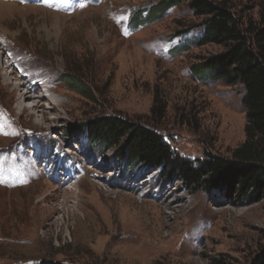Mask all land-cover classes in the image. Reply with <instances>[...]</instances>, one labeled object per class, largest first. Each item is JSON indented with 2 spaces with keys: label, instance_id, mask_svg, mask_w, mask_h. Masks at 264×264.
Masks as SVG:
<instances>
[{
  "label": "rangeland",
  "instance_id": "374dc122",
  "mask_svg": "<svg viewBox=\"0 0 264 264\" xmlns=\"http://www.w3.org/2000/svg\"><path fill=\"white\" fill-rule=\"evenodd\" d=\"M159 2L0 0V264H253L263 254L264 200L232 205L158 171H124L80 133L118 115L191 160L245 143L243 88L194 73L223 47L194 43L202 19L187 3L147 19ZM233 4L255 20L264 12V0ZM15 86L42 109L21 114ZM43 208L56 211L50 221Z\"/></svg>",
  "mask_w": 264,
  "mask_h": 264
},
{
  "label": "trees",
  "instance_id": "16d2710c",
  "mask_svg": "<svg viewBox=\"0 0 264 264\" xmlns=\"http://www.w3.org/2000/svg\"><path fill=\"white\" fill-rule=\"evenodd\" d=\"M183 3L202 19L198 25L202 32L194 43L224 49L195 66V75L244 90L245 143L231 157L206 153L191 160L174 150L154 127L118 115L97 117L80 126V133L85 131L91 146L112 153L124 171H158L190 193L215 195L232 205L259 203L264 200V12L255 20L238 13L233 0H160L147 19L160 18ZM64 82L89 97L81 80L67 75ZM253 264H264V252Z\"/></svg>",
  "mask_w": 264,
  "mask_h": 264
},
{
  "label": "bare ground",
  "instance_id": "6f19581e",
  "mask_svg": "<svg viewBox=\"0 0 264 264\" xmlns=\"http://www.w3.org/2000/svg\"><path fill=\"white\" fill-rule=\"evenodd\" d=\"M22 86L25 87L26 85L23 84ZM13 91H14V94L17 96L18 109L20 110L21 114L25 113L26 111L31 113V114H34L35 110L40 111L42 109V105L40 104V102H38L36 105H34L33 107H30V108L26 107L23 104V102H22L23 100H27L28 98H32L31 93H33V91H29V92L22 94L21 87H19V86H15ZM43 113L45 114V112H43ZM41 211H44V216H42V217H43V220L45 222L50 221L53 218V216L56 214L55 210H50L47 208L45 210L43 208V209H41Z\"/></svg>",
  "mask_w": 264,
  "mask_h": 264
}]
</instances>
